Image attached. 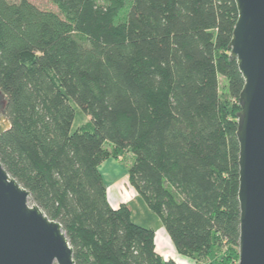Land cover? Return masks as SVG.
<instances>
[{
    "label": "trees",
    "instance_id": "trees-1",
    "mask_svg": "<svg viewBox=\"0 0 264 264\" xmlns=\"http://www.w3.org/2000/svg\"><path fill=\"white\" fill-rule=\"evenodd\" d=\"M54 2L60 13L0 0L4 168L60 222L76 264H177L127 204L110 203L101 166L130 153L129 184L176 251L238 264L235 1ZM72 103L88 118L76 132Z\"/></svg>",
    "mask_w": 264,
    "mask_h": 264
},
{
    "label": "water",
    "instance_id": "water-1",
    "mask_svg": "<svg viewBox=\"0 0 264 264\" xmlns=\"http://www.w3.org/2000/svg\"><path fill=\"white\" fill-rule=\"evenodd\" d=\"M238 20L229 45L245 80L240 94V242L238 264H264V0H234ZM0 118V137L11 124ZM0 264H76L60 222L50 219L0 161Z\"/></svg>",
    "mask_w": 264,
    "mask_h": 264
},
{
    "label": "rangeland",
    "instance_id": "rangeland-1",
    "mask_svg": "<svg viewBox=\"0 0 264 264\" xmlns=\"http://www.w3.org/2000/svg\"><path fill=\"white\" fill-rule=\"evenodd\" d=\"M8 1L19 2L20 0H8ZM29 1L35 4L40 9L60 13L54 0H29ZM220 94L224 100L226 101L228 100L229 95L226 89V81L224 79H221ZM72 105L76 111V117L72 127V132H76L80 127H82L84 124L88 122V118L75 103H72ZM133 162H134V158L132 154L125 153L121 159L118 160L110 159L103 164L105 168H103L101 172L104 177L106 186L108 188L109 200L112 206L116 208L119 207L121 204H127L132 210L133 222L141 227L154 230L155 233L157 234V239H158L161 236L160 231L165 230L162 225V222L149 209L147 204L129 184L128 170L133 164ZM160 245L159 244L156 245L157 247L156 249L159 255L165 260H168L166 259V257L169 258V260H172L170 258L174 250L173 249L171 250L168 249V251L161 250ZM163 245H165V242H163ZM184 258L190 260L193 264H198L190 258H186V257ZM173 261L175 262V260ZM222 261L223 259L220 255L218 258L212 257V259L203 261L199 264H223Z\"/></svg>",
    "mask_w": 264,
    "mask_h": 264
},
{
    "label": "crops",
    "instance_id": "crops-1",
    "mask_svg": "<svg viewBox=\"0 0 264 264\" xmlns=\"http://www.w3.org/2000/svg\"><path fill=\"white\" fill-rule=\"evenodd\" d=\"M115 208H116V207H115ZM160 233H161V236H160L159 239H161V242H162L161 245H160L161 250H164V251L167 250V251H168V249H169V250L173 249L174 252H172V255H171V258H170V259L175 260L176 263H177V259H179V258H184V257L180 256L179 253L176 251V249H175V247L173 246V244H172V242H171V239H170V237L168 236L166 230H161ZM156 240H157V234H156ZM163 242H165V245H163ZM156 245H157V242H156ZM156 248H157V247H156ZM166 259L169 260V258H167V257H166ZM184 259H185V258H184ZM188 261H189L191 264H193L190 260H188Z\"/></svg>",
    "mask_w": 264,
    "mask_h": 264
},
{
    "label": "bare ground",
    "instance_id": "bare-ground-1",
    "mask_svg": "<svg viewBox=\"0 0 264 264\" xmlns=\"http://www.w3.org/2000/svg\"><path fill=\"white\" fill-rule=\"evenodd\" d=\"M103 168H105V166L103 165V166H101V170L103 169ZM156 242H157V245L159 244H161L162 242H161V239H157L156 240ZM159 247V246H158ZM177 264H191L187 259H184V258H179V259H177Z\"/></svg>",
    "mask_w": 264,
    "mask_h": 264
},
{
    "label": "flooded vegetation",
    "instance_id": "flooded-vegetation-1",
    "mask_svg": "<svg viewBox=\"0 0 264 264\" xmlns=\"http://www.w3.org/2000/svg\"><path fill=\"white\" fill-rule=\"evenodd\" d=\"M3 105H4V100H3V98H0V118L2 117V113H1V110H2V108H3Z\"/></svg>",
    "mask_w": 264,
    "mask_h": 264
}]
</instances>
